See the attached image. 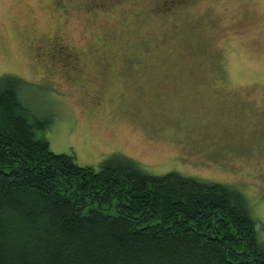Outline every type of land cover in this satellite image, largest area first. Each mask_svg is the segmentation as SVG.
I'll use <instances>...</instances> for the list:
<instances>
[{"label": "rangeland", "instance_id": "374dc122", "mask_svg": "<svg viewBox=\"0 0 264 264\" xmlns=\"http://www.w3.org/2000/svg\"><path fill=\"white\" fill-rule=\"evenodd\" d=\"M175 1L0 0V74L53 151L237 188L264 245V0Z\"/></svg>", "mask_w": 264, "mask_h": 264}, {"label": "trees", "instance_id": "16d2710c", "mask_svg": "<svg viewBox=\"0 0 264 264\" xmlns=\"http://www.w3.org/2000/svg\"><path fill=\"white\" fill-rule=\"evenodd\" d=\"M25 86L0 74V264H264L242 191L122 152L79 165L39 133Z\"/></svg>", "mask_w": 264, "mask_h": 264}, {"label": "flooded vegetation", "instance_id": "af4514ba", "mask_svg": "<svg viewBox=\"0 0 264 264\" xmlns=\"http://www.w3.org/2000/svg\"><path fill=\"white\" fill-rule=\"evenodd\" d=\"M70 2V0H60V3H59V5L60 6H62L63 8H66L67 7V5H68V2ZM176 3L177 2H180L179 0H176L175 1ZM67 4V5H66ZM60 46H62L61 44H60ZM65 46V45H64ZM66 49H69V48H67L66 47ZM204 49V46H203V48H201V50H203ZM70 50V49H69ZM200 50V51H201ZM76 53V52H75ZM68 56L70 55V54H67ZM69 58V57H68ZM103 58H106L105 56H103ZM189 72L191 73V76H188V77H190V78H192L193 79V81H195V82H199V84H201V83H205V82H208L207 81V79H208V77H207V75H205V74H203L204 72L203 71H201V70H198V69H190L189 70ZM203 72V73H202ZM166 77H168V75H166ZM183 78V77H182ZM215 81V80H214ZM225 87H226V85H225ZM95 97H98L99 98V95H95ZM95 101H97V104L100 102L98 99H96Z\"/></svg>", "mask_w": 264, "mask_h": 264}]
</instances>
